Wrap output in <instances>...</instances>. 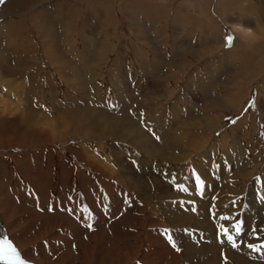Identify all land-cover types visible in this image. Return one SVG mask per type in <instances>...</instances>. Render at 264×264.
<instances>
[{"label":"rangeland","instance_id":"1","mask_svg":"<svg viewBox=\"0 0 264 264\" xmlns=\"http://www.w3.org/2000/svg\"><path fill=\"white\" fill-rule=\"evenodd\" d=\"M255 1L263 6L258 13L263 19L264 0ZM133 5L140 14H128ZM216 6L217 0L0 4V97L15 109L9 94L15 85L8 84L19 81L15 96L25 99L27 113L41 122L40 128L37 123L16 134V123L0 122V142L5 140L0 237L14 244L21 259L32 264H264V71L257 75L254 67L247 97L231 110L233 85L243 90L246 83L238 78L239 64L220 60L234 47L239 29L255 31L258 25L254 13L241 23L233 13L221 16ZM177 12L187 16L181 24ZM15 15L23 41L32 45L23 59L6 39ZM43 19L50 31L46 47L50 44L66 67L47 58L35 25ZM68 23L77 32L65 40ZM214 35L217 40H210ZM21 113L19 107L14 119ZM63 114L91 117L98 126L77 132L85 127L81 123L71 130L59 118ZM245 117L249 121L240 122ZM111 123L130 128L136 137H125L122 129L117 135L108 132ZM48 126L55 127L57 137H50ZM46 137L50 140L42 143ZM236 224L242 225L240 235Z\"/></svg>","mask_w":264,"mask_h":264},{"label":"bare ground","instance_id":"2","mask_svg":"<svg viewBox=\"0 0 264 264\" xmlns=\"http://www.w3.org/2000/svg\"><path fill=\"white\" fill-rule=\"evenodd\" d=\"M134 2V1H133ZM257 3L258 2H256L255 0H217V6H216V9H217V11L221 14V16H226L227 14H230V13H233L234 14V16H237V19H236V21H238V22H241V23H246V22H244V18L245 19H247V18H249V16H251V15H249V12L250 13H254L255 14V16H254V18L255 19H253L254 20V23H256V25H258L257 26V28H255V31L253 30V31H248V30H241V29H239L238 30V39L236 40V42H235V44H234V47L231 49V51H230V53L226 56V58L224 59V58H222V59H220L221 61H224V60H226V59H228L229 61H231V62H233V63H235V64H239V74H238V78H239V80L240 81H242V82H244V83H246V88L245 89H241L238 85L237 86H235V84L233 85L234 87H233V92L231 93V97L229 98L230 99V101H228V103H232V102H235L233 105L234 106H232L230 109L231 110H234V108H236V105L238 104V103H241V101L243 100V98H245V97H247V95H248V92H249V90H250V84L252 83L250 80H252L251 78H253V77H251V73L253 72V70H254V67L256 68V70H255V73L257 72V75H261L262 74V72L264 71V18L262 19V14H261V16L259 17V15L260 14H258L260 11H262L263 9H262V5L260 4V5H257ZM135 4V3H134ZM137 4H138V2H137ZM130 5V4H129ZM139 5V4H138ZM262 6V7H261ZM134 7H136V5L134 6H131V7H129V8H127V9H129V10H127V12H128V14H131V16L133 15H138V13H139V11L136 9V8H134ZM161 8H163V7H161ZM36 9V8H35ZM150 10V9H149ZM155 10V9H154ZM168 11V10H167ZM178 11H180V10H178ZM150 12V11H149ZM148 12V13H149ZM158 12V11H157ZM153 13V12H152ZM140 14V13H139ZM177 14H181L180 12H177L176 13V16H175V21L177 22V23H179V24H181L182 23V21H181V18H187V16H180V15H178L177 16ZM24 15V14H23ZM156 15V14H155ZM58 16V15H57ZM153 16V15H152ZM144 18V17H143ZM226 18V17H225ZM258 18H261L260 20L258 19ZM155 19V18H154ZM17 20H18V16L17 15H15V16H13V17H10V20L8 21V23H7V37H6V39H7V42H8V46H9V48H13V49H17V51L20 53V56H21V58L23 59V57L22 56H28V49H29V45H31V43L30 44H27V43H25L23 40H24V38H22V36L20 35V32L18 31V28H17V25H16V22H17ZM41 20H42V18H41ZM141 20V19H140ZM150 20V19H149ZM258 21V23H257V21ZM166 21V20H165ZM131 22V21H130ZM189 22V21H188ZM252 22V21H251ZM36 24L35 25H37L36 26V28H37V30H39V32H41L42 33V37H43V42H44V46L46 47V45H47V41H46V37L48 38V37H50V31H47V29L45 28L46 27V24H45V22H44V19H43V21L41 22V21H38V22H35ZM67 23V22H66ZM183 25H188V24H186V23H183ZM65 26V25H64ZM129 26H130V24H129ZM45 28V32L43 31V29ZM158 28H160V27H158ZM78 30V29H77ZM158 30V29H157ZM134 31V30H133ZM76 30H75V28H74V26H72V23H68L66 26H65V28H64V32H62V33H64V39L66 40L67 38H69V34H70V36H71V33H73V34H76ZM83 32V31H82ZM157 32V31H156ZM40 34V33H39ZM206 34V33H205ZM132 35H134V34H132ZM183 35V34H182ZM181 35V36H182ZM40 36H41V34H40ZM157 36H159V35H156V38H157ZM210 36V35H209ZM53 37V36H52ZM52 37H51V39H52ZM140 37V36H139ZM194 37V36H193ZM63 38V37H62ZM146 38V37H145ZM63 39V40H64ZM73 39V38H72ZM139 39V38H138ZM161 38L159 37V40H160ZM192 39V38H191ZM200 39V38H199ZM209 39V38H208ZM27 40V39H26ZM25 40V41H26ZM64 40V41H65ZM74 40V39H73ZM73 40L71 41V44H73ZM76 40V39H75ZM74 40V41H75ZM158 40V39H157ZM210 40H217V37H216V35H214V36H212L211 37V39ZM91 41V40H90ZM42 42V43H43ZM66 42V41H65ZM78 42V41H77ZM89 42V41H88ZM140 42V41H139ZM143 42V41H142ZM141 42V43H142ZM183 42V41H182ZM68 44H70L69 42H67ZM184 43V42H183ZM205 43V42H204ZM7 44V43H6ZM49 44V43H48ZM93 44V43H92ZM136 44V43H135ZM144 44H145V42H144ZM147 44V43H146ZM162 44V43H161ZM174 44V43H173ZM36 45V44H35ZM50 45V44H49ZM48 45V46H49ZM67 45V44H66ZM94 45V44H93ZM32 46V45H31ZM46 47V52H47V54L49 55L47 58L50 60V63H51V65H54L55 67H59V66H65L66 67V65H65V63L62 61V59L61 58H59L58 57V55H56L55 53H54V51H52L51 49H50V47ZM145 46V45H144ZM207 46V45H206ZM27 47H28V49H27ZM77 47H79V46H77ZM143 47V46H142ZM146 47V46H145ZM148 47V46H147ZM150 47V46H149ZM174 47V46H173ZM38 48V47H37ZM49 48V49H48ZM66 48V47H65ZM90 48H91V46H90ZM104 48V47H103ZM137 48V47H136ZM220 48V47H219ZM12 49V50H13ZM78 49V48H77ZM80 49V48H79ZM78 49V50H79ZM92 49H93V47H92ZM150 49V48H149ZM200 49V48H199ZM209 49V48H208ZM5 50V49H4ZM67 50V49H66ZM219 50V49H218ZM217 50V51H218ZM75 51H76V48H75ZM141 51V50H140ZM151 51V50H150ZM171 51V50H170ZM175 51V50H174ZM203 51V50H202ZM201 51V52H202ZM209 51V50H208ZM45 52V53H46ZM74 52V51H73ZM77 52H79V51H77ZM211 52V51H210ZM14 53V52H13ZM17 53V52H16ZM75 53V52H74ZM81 53V52H80ZM97 53V52H96ZM174 53V52H173ZM183 53V52H182ZM77 54V53H76ZM98 54V53H97ZM171 54V53H170ZM17 56V55H16ZM81 56V55H80ZM98 56V55H97ZM136 56H138V55H136ZM207 56V55H206ZM18 57V56H17ZM156 57V56H155ZM20 58V59H21ZM104 58V57H103ZM181 58V57H180ZM99 60V59H98ZM143 60V59H142ZM18 61V60H17ZM211 61V60H210ZM220 61V62H221ZM155 62V61H154ZM212 63V62H211ZM214 63V62H213ZM224 63V62H223ZM228 63V62H227ZM190 64V63H189ZM234 64V65H235ZM141 65V64H140ZM153 65V64H152ZM203 65V64H202ZM201 66V65H200ZM211 66V65H210ZM152 67V66H151ZM64 68V67H63ZM200 68V67H199ZM206 69V68H205ZM221 69V68H220ZM218 73V72H217ZM253 74V73H252ZM232 75H234V73H232ZM253 75H255V74H253ZM256 75V76H257ZM61 76V75H60ZM21 79V78H20ZM260 79V78H259ZM261 80V79H260ZM10 82H11V80H10ZM16 82H19V81H13L12 80V82L11 83H9L8 85L9 86H12V85H15V86H12V87H10V91H9V94H13L14 95V101H15V103H14V105H15V109L14 108H12L13 106V104H7L6 103V101L5 100H3L1 97H0V122H3V120H6V121H12L14 124L16 123V128L17 129H15V130H13L14 131V133L17 131V130H19V129H25V132H26V130H30L31 129V127H34V126H36V124L37 123H39V124H37V126L38 125H41L40 123L41 122H39L40 120L38 119V118H33V117H30V115L27 113V111H26V104L24 103L25 102V99H22L21 98V96L18 98V96L16 97L15 96V93H17V90L18 89H20L21 88V85H17V83ZM7 85V86H8ZM127 85V84H126ZM228 85V84H227ZM225 86V85H224ZM262 87V86H261ZM24 88H26V87H24ZM218 89V88H217ZM223 89V88H222ZM224 90V89H223ZM222 90V91H223ZM221 91V92H222ZM202 92V91H201ZM225 96V95H224ZM145 97V96H144ZM148 97V96H147ZM146 98V97H145ZM227 98V97H226ZM38 99V98H37ZM41 99H42V97H41ZM40 100V99H39ZM150 101V100H149ZM226 101V100H225ZM224 101V102H225ZM225 103H227V101L225 102ZM166 104V103H165ZM226 105V104H225ZM145 106V105H144ZM181 106V105H180ZM21 108L22 109V116L21 117H19V118H21V120L20 121H18V119H14V117L13 116H15V114H16V112H17V109L18 108ZM224 109V108H223ZM150 110V109H149ZM148 110V111H149ZM187 110V109H186ZM213 110V109H212ZM19 111V110H18ZM7 113V116H9L10 117V115L13 117L11 120H9V118L8 119H5L4 118V116H6L5 114ZM64 113V112H63ZM211 113V112H210ZM231 113V112H230ZM8 114H10V115H8ZM67 114V113H66ZM66 114H63V115H60L59 116V118L62 120V121H64L63 123L65 124L64 126L65 127H71V130H73V129H75L76 130V127L78 126V124H84L85 125V127H84V129H79V126H78V131L77 132H81L80 130H82V132H85V131H87V132H89L90 130V128H92V127H96V125H97V122H95V121H91V117H88V116H86L85 117V119L83 120V119H80L79 120V118H77V117H71V118H69L68 116H70V115H66ZM154 114V113H153ZM159 114V113H158ZM246 114V113H245ZM213 115V114H212ZM248 115V114H247ZM246 115V116H247ZM84 116V115H83ZM2 117V118H1ZM18 117V116H17ZM79 117V116H78ZM4 118V119H3ZM251 118H252V116H251ZM36 119V120H35ZM264 119V118H263ZM44 120H46V119H44ZM68 120V121H67ZM79 120V121H78ZM161 120V119H160ZM15 121V122H14ZM42 121V120H41ZM97 121V120H96ZM156 121V120H155ZM247 121H249V118L248 117H245L243 120H241L240 122H243V123H245V122H247ZM44 122H46V121H44ZM99 122V121H98ZM160 122V121H159ZM102 123V122H101ZM108 123V122H107ZM3 124V123H2ZM46 124V123H45ZM48 124V123H47ZM100 124V123H99ZM110 124V123H109ZM109 124H108V132L110 131V132H112V134H118L117 132H118V130H125V137H136V135L135 134H132V133H130L129 132V129L130 128H124L123 126L121 127V126H119V125H115L114 126V124L112 125V123H111V125L109 126ZM119 124V123H118ZM252 124H253V122H252ZM1 125V124H0ZM101 125V124H100ZM161 125V124H160ZM172 125V124H171ZM175 124H173V126H174ZM55 126V125H54ZM98 126V125H97ZM102 126V125H101ZM158 126H159V124H158ZM188 126V125H187ZM39 128H40V126H38ZM49 127V130H51L50 131V134H51V136L50 137H52V136H55V137H57L56 135H55V131H54V129H55V127H53V126H48ZM106 127V128H107ZM179 127V126H178ZM184 127V126H183ZM243 127V126H242ZM255 127V126H254ZM254 127H252V128H254ZM83 128V127H82ZM104 128V127H103ZM172 128V127H171ZM192 128V127H191ZM210 128V127H209ZM208 128V129H209ZM240 128V127H239ZM88 129V130H87ZM159 130L161 129V128H158ZM158 129H157V131H155V132H158ZM168 129V128H167ZM179 129V128H178ZM181 129V128H180ZM199 129V128H198ZM105 130V129H104ZM177 130V129H176ZM184 130V129H183ZM217 130V129H216ZM251 130V129H250ZM254 130H255V128H254ZM103 131V130H102ZM168 131V130H167ZM171 131V130H170ZM239 131V130H238ZM246 131V130H245ZM44 132H46V131H43V133ZM73 132H75V133H77L76 131H73ZM86 132V133H87ZM162 132V131H161ZM253 132V131H252ZM12 131H10L9 132V136H7L8 138H12V136H13V134H14ZM59 133V132H58ZM75 133H74V135H75ZM166 133V132H165ZM168 133V132H167ZM166 133V134H167ZM189 133V132H188ZM191 133V132H190ZM207 133H209L208 131H207ZM229 133V132H228ZM250 133V132H249ZM16 134V133H15ZM14 134V135H15ZM67 134V133H66ZM89 134V133H88ZM111 134V133H110ZM180 134V133H179ZM187 134V133H186ZM251 134V133H250ZM18 135H19V133H18ZM22 135H23V133H22ZM101 135V134H100ZM168 135V134H167ZM166 135V136H167ZM244 135V134H243ZM59 136H60V133H59ZM67 136H68V134H67ZM172 136V135H171ZM181 136V135H180ZM207 136H209V135H207ZM23 137V136H22ZM62 137V136H61ZM206 137V136H205ZM249 137V136H248ZM254 137H255V135H254ZM130 139V138H129ZM129 139H127V140H129ZM139 139H140V137H139ZM171 139V138H170ZM182 139V138H181ZM252 139V138H251ZM1 140H3V139H1ZM27 140V139H26ZM26 140H25V142H26ZM48 140H50V138L49 137H46V138H44V140H43V142L42 143H47L48 142ZM185 140V139H184ZM3 141H5V140H3ZM3 141H1V142H3ZM133 142H137V139L135 138V139H133L132 140ZM140 141V140H139ZM163 141V140H162ZM178 141V140H177ZM215 141V140H214ZM0 142V147L2 146V144L3 143H1ZM186 142V141H185ZM212 142V141H211ZM217 142H219V141H217ZM41 143V144H42ZM156 143V142H155ZM164 143H166V142H164ZM179 143V142H178ZM181 143V142H180ZM135 144V143H134ZM183 144V143H182ZM185 144V143H184ZM187 144V143H186ZM217 144V143H216ZM33 145H34V143H33ZM132 145V144H131ZM154 145V144H153ZM167 145V144H166ZM171 145V144H170ZM212 145V144H211ZM157 146V145H156ZM130 147V146H129ZM138 147H139V143H138ZM143 147V146H142ZM168 147V146H167ZM34 148V147H33ZM126 148H127V146H126ZM151 148V147H150ZM165 148V147H164ZM177 148V147H176ZM182 148V147H181ZM184 148V147H183ZM188 148V147H187ZM213 148V147H212ZM215 148V147H214ZM91 149V148H90ZM153 149V148H152ZM135 150V149H134ZM140 150V149H139ZM145 150H146V148H145ZM201 150V149H200ZM82 151H84V150H82ZM127 151V150H126ZM128 151H132V150H128ZM138 150H136L135 152H137ZM176 151H179V150H176ZM47 152V151H46ZM139 152V151H138ZM141 152V151H140ZM154 152H155V149H154ZM142 153V152H141ZM177 153H179V152H177ZM246 153V152H245ZM50 154V153H49ZM87 154V153H86ZM91 154V153H90ZM138 154H140V153H138ZM144 154H145V152H144ZM146 154H148V153H146ZM165 154V153H164ZM183 154V153H182ZM190 154V153H189ZM137 155V154H136ZM174 155V154H173ZM179 155H181L180 153H179ZM178 155V156H179ZM185 155V154H184ZM139 156V155H138ZM156 156V155H155ZM46 157V156H45ZM140 157V156H139ZM144 157H145V155H144ZM147 157V156H146ZM145 157V158H146ZM158 157H159V155H158ZM157 157V158H158ZM169 157H171V155L169 156ZM185 157V156H184ZM91 157L89 156L88 158H87V160L89 161V163H91L92 162V160L90 159ZM186 158V157H185ZM190 158V157H189ZM162 159V158H161ZM160 159V160H161ZM167 159V158H166ZM169 159V158H168ZM182 159V158H181ZM136 160V159H135ZM159 160V159H158ZM180 160V159H179ZM41 161V160H40ZM47 161V160H46ZM151 161V160H150ZM155 161V160H154ZM189 161V160H188ZM174 162V161H173ZM42 163V162H41ZM101 163V162H100ZM153 163V162H152ZM50 164V163H49ZM94 165L96 164V163H93ZM178 164V163H177ZM48 165V164H47ZM51 165V164H50ZM99 165V164H98ZM172 165V164H171ZM174 165H175V163H174ZM179 165H181V163L179 164ZM177 166V165H176ZM6 167H7V165H6ZM18 167V166H17ZM161 167V166H160ZM8 168L10 169V167H9V165H8ZM104 168V167H103ZM131 168V167H130ZM134 168V167H133ZM158 168V167H157ZM201 168V167H200ZM156 169V168H155ZM175 169V168H174ZM178 169V168H177ZM176 169V170H177ZM8 170V169H7ZM127 170V169H126ZM135 170V169H134ZM160 170V169H159ZM216 170V169H215ZM101 171V170H100ZM129 171V170H128ZM132 171V170H131ZM218 171V170H217ZM9 172V171H8ZM7 172V173H8ZM136 172H138V171H136ZM144 172V171H143ZM166 172V171H165ZM22 173V172H21ZM110 173V172H109ZM130 173V172H129ZM128 173V174H129ZM148 173V172H147ZM106 174V173H105ZM226 174V173H225ZM11 175V174H10ZM154 176H156L155 174H154ZM167 176V175H166ZM17 177V176H16ZM109 177H110V175H109ZM134 177V176H133ZM158 177V176H157ZM160 177V176H159ZM84 178V177H83ZM126 179V178H125ZM130 179V178H129ZM129 179H127V180H129ZM203 179V178H202ZM12 180V179H11ZM120 180V179H119ZM134 180V179H133ZM148 180V179H147ZM28 181V180H27ZM121 181V180H120ZM106 182V181H105ZM124 182V181H123ZM137 182V181H136ZM142 182V181H141ZM146 182V181H145ZM144 182V183H145ZM158 182V181H157ZM32 183V182H31ZM91 183V182H90ZM125 183V182H124ZM123 183V184H124ZM164 183V182H163ZM94 184V183H93ZM106 184H108V183H106ZM155 184V183H154ZM134 185V184H133ZM188 185V184H187ZM142 186V185H141ZM159 186V185H158ZM37 187V186H36ZM128 187H129V185H128ZM108 188V187H107ZM132 188V187H131ZM151 189V188H150ZM154 189V188H153ZM133 190V189H132ZM157 190H158V187H157ZM131 191V190H130ZM159 191V190H158ZM75 192V191H74ZM128 192V191H127ZM132 192V191H131ZM1 193V192H0ZM122 194V193H121ZM131 195V194H130ZM159 195V194H158ZM76 196V195H75ZM1 197V196H0ZM170 198V197H169ZM160 199V198H159ZM170 199H172V197L170 198ZM169 200V199H168ZM239 204V203H238ZM2 205V204H1ZM165 205H167V204H165ZM161 206V205H160ZM237 206V205H236ZM162 208V207H161ZM17 210V209H16ZM163 211V210H162ZM239 215V214H238ZM246 216V215H245ZM171 217V216H170ZM168 218V217H167ZM166 221V220H165ZM263 221V220H262ZM0 222H2L1 221V217H0ZM3 223V222H2ZM19 223V222H18ZM193 224H195L194 222H193ZM193 224H191V225H193ZM260 225V224H259ZM174 226V225H173ZM181 226H182V224H181ZM193 226H196V225H193ZM18 228V227H17ZM119 228V227H118ZM197 228H198V226H197ZM257 231V230H256ZM24 232V231H23ZM2 233H3V235H4V229L2 228ZM16 233H18L17 232V230H16ZM100 239V238H99ZM103 243V242H102ZM8 244H10L9 242H8ZM13 247V246H12ZM24 248L25 247H22V249L24 250ZM85 249V248H84ZM3 250H5L4 248H2V251ZM5 252H6V250H5ZM25 253V252H24ZM28 254V253H27ZM128 257V256H127ZM136 260V259H135ZM243 263V262H242ZM242 263H240V264H242ZM238 264H239V261H238Z\"/></svg>","mask_w":264,"mask_h":264},{"label":"snow or ice","instance_id":"3","mask_svg":"<svg viewBox=\"0 0 264 264\" xmlns=\"http://www.w3.org/2000/svg\"><path fill=\"white\" fill-rule=\"evenodd\" d=\"M5 0H0V4H3ZM227 45L228 47H231L233 44V37L231 35L226 37ZM197 187L202 186V181H200L199 177H197ZM184 191H187V189H184ZM261 200H264V197H261ZM226 219V218H225ZM91 227V225H89ZM237 235H240L242 233V225L236 224L235 226ZM224 234L227 236V240L229 243H231L233 248H236L237 245L234 241L233 236L228 234L227 229L224 230ZM169 243L175 248L176 245L172 240V237L168 236ZM0 248H5L6 252H0V259L5 261V264H25V261L21 259L20 254L16 251L15 248L12 247L11 244H8L7 241H4L2 244H0ZM179 250V249H177Z\"/></svg>","mask_w":264,"mask_h":264}]
</instances>
